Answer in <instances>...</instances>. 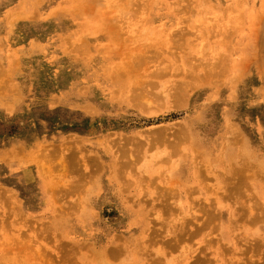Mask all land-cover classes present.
Here are the masks:
<instances>
[{"label":"rangeland","instance_id":"rangeland-1","mask_svg":"<svg viewBox=\"0 0 264 264\" xmlns=\"http://www.w3.org/2000/svg\"><path fill=\"white\" fill-rule=\"evenodd\" d=\"M58 1L0 14V264H264V0H109L115 36L65 39Z\"/></svg>","mask_w":264,"mask_h":264},{"label":"bare ground","instance_id":"bare-ground-1","mask_svg":"<svg viewBox=\"0 0 264 264\" xmlns=\"http://www.w3.org/2000/svg\"><path fill=\"white\" fill-rule=\"evenodd\" d=\"M14 1V6H16V7H13L12 6V8L11 7H8L7 9H5V10H3L2 11V13H0V14H2V16H1V19H3V21H4V23H5V21H6V24H5V26H9L10 27V25H13V20H16V18H18L20 15H24L22 12H20L19 11V9L18 8H21L22 6H29V5H33L34 3H37V0H13ZM151 1L152 0H142V2H143V7L145 8V9H147V6H148V4H150L151 3ZM165 1V0H164ZM167 1V2H166ZM165 2H163V6H164V9H163V11H160L159 12V14H158V17H160V18H162L163 16H172V17H174V13H175V11H177V8L175 7H173V6H171V4H170V1L169 0H166ZM174 1H177V0H174ZM178 1H180L181 2V0H178ZM187 1V0H186ZM161 2V1H160ZM180 2H178V4L180 3ZM189 2V0L187 1V3ZM192 2V1H191ZM191 2H189V4H191ZM108 3H109V0H104V3H100V5L98 6H96V4H94V2H90V1H87V0H82V2H76L75 3V1L74 0H62V1H58V3H57V5L54 7V8H52L51 10H49V12H48V17H50L51 15H54L55 14V16H60V15H62V14H65L66 16H68V15H73V16H80V15H83V21L81 20L80 21V23L78 24V26H76L75 28H72V27H70V26H67V25H63L62 27H60V28H58V30H56L57 32H58V37L59 38H61V39H65V36H69V35H67V34H71V37L73 36H79L80 35V33H81V28H83V33H85V31H88V30H90L91 29V27L93 28V31L92 32H94V33H96V34H109V32H110V35H114L115 36V32H113V30H115V28H114V26L112 25V22L110 21V23H109V21H106V20H104V21H99L98 20V18L100 19V16H101V12H102V8H103V10L107 7H111L110 6V4L108 5ZM184 3H185V1H184ZM187 3H186V5H187ZM177 4V3H176ZM175 4V5H176ZM22 5V6H21ZM173 5H174V3H173ZM62 6H67V9L65 10V11H60L59 12V8L60 7H62ZM181 7V6H180ZM64 9H65V7H64ZM129 9H130V7L127 9V11H129ZM176 9V10H175ZM199 9V8H198ZM17 10V11H16ZM106 10V9H105ZM182 12V11H181ZM184 12V11H183ZM105 13V12H104ZM179 13V12H178ZM177 14V13H176ZM171 17V18H172ZM182 18H184V16L182 17ZM181 18V19H182ZM108 20L110 19V18H107ZM114 19H115V17H114ZM114 19H112V20H114ZM184 19H186V17L184 18ZM184 19H183V21H184ZM91 20H92V22H91ZM111 20V19H110ZM94 21V22H93ZM108 22V23H107ZM170 25V24H169ZM182 25V24H181ZM2 26V25H1ZM171 26H172V24H171ZM171 26H169L168 27V32H169V34L171 35L173 32H177L176 30H174V29H171L172 27ZM189 26H191V25H189ZM188 26V27H189ZM184 27H186V26H184ZM183 27V28H184ZM192 27V26H191ZM190 27V28H191ZM158 28L159 27H157V30H158ZM157 30H155V31H157ZM185 30H187L186 28H185ZM10 30H9V28H5V32H9ZM78 31V32H77ZM138 32H139V30H138ZM172 32V33H171ZM128 34H132V35H136V34H138V33H135V32H128ZM175 34V33H174ZM163 37H161V44H164V45H166V44H168V42L170 41V38H169V36H168V38H167V36L166 35H162ZM56 37V36H55ZM207 37V36H206ZM172 38V37H171ZM173 39V38H172ZM206 39V38H205ZM113 40H115V39H113ZM207 40V39H206ZM207 42V41H206ZM130 43V42H129ZM132 46H130V48L131 49H133V48H135L136 47V45L135 44H131ZM114 46V45H113ZM112 45H111V47H113ZM124 46H126V45H124ZM123 46V47H124ZM140 47H142V45H139ZM123 49V48H122ZM130 49V50H131ZM159 49V48H158ZM139 50H141V49H139ZM175 50V49H174ZM116 51H119V52H117V53H120V51H122V50H119V49H117ZM155 52L156 53H158V50H155ZM154 52V53H155ZM153 53V54H154ZM172 53V52H171ZM174 53H175V51H174ZM122 54V53H121ZM113 55V54H112ZM114 59V58H113ZM120 62L118 63H116L115 64V67L116 68H118V67H120L119 69H126L127 68V65H129V61H128V63L126 62V61H124L123 59H121V60H119ZM186 64V63H185ZM187 66V65H186ZM189 67V66H188ZM179 67H177V69H178ZM176 69V68H175ZM179 70V69H178ZM180 70H181V66H180ZM159 71V70H158ZM164 71H166V69H164L163 70V72ZM161 73V72H160ZM169 93H171V97H172V99L174 100H176V99H181V91H180V89H175V91L174 92H171L170 90H169ZM140 97L142 96V99L144 98V101H146V98L147 97H150V94H149V92H143L142 94H140L139 95ZM135 97H137V96H135ZM139 97V98H140ZM138 98V97H137ZM134 99V98H133ZM136 99V98H135ZM138 100V99H137ZM173 100H172V102L171 103H173ZM143 101V102H144ZM178 102L180 101V100H177ZM181 102V101H180ZM179 102V103H180ZM146 104L148 103L149 105L151 104V103H149L148 102V99H147V101L145 102ZM144 104V103H143ZM145 104V105H146ZM175 105H176V102H175ZM143 106V105H142ZM154 107H155V105H153ZM150 107V106H149ZM148 107V108H149ZM151 111V110H150ZM153 111V110H152ZM179 132V131H178ZM179 134H181L182 135V132H179L178 133V135ZM186 136V135H185ZM159 138H160V136H159ZM160 140H161V138H160ZM176 142L178 143V142H183V138L179 135V137L176 139ZM187 142V141H186ZM143 156V155H142ZM204 174L202 173V172H200L199 170H198V168H197V171H196V178L198 179L197 180V182H199L200 181V179H202L203 180V176ZM202 183V181H200L199 182V184H201ZM43 184H45V183H43ZM251 210V208L250 207H248V210ZM251 212V211H250ZM178 230V233H179V231H180V229H177ZM175 237H177L178 238V234H176V232H175ZM176 240V239H175ZM175 240L173 241L174 243H175ZM170 244V243H169ZM112 250V249H111ZM111 250H107L108 252L109 251H111ZM108 252L105 254V251H104V249H103V252H101L102 253V256H104L105 257V255H107L108 254ZM116 252V251H115ZM114 252V253H115ZM114 253H112L111 255H113ZM117 253V252H116ZM115 253V254H116ZM108 255H110V253L108 254Z\"/></svg>","mask_w":264,"mask_h":264}]
</instances>
